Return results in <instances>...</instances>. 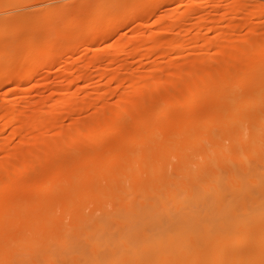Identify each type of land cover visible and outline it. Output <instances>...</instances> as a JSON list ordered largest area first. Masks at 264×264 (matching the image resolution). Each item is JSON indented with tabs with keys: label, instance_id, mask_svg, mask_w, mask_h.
<instances>
[{
	"label": "bare ground",
	"instance_id": "bare-ground-1",
	"mask_svg": "<svg viewBox=\"0 0 264 264\" xmlns=\"http://www.w3.org/2000/svg\"><path fill=\"white\" fill-rule=\"evenodd\" d=\"M192 1H157L160 5L178 4L174 13L180 23L172 15L165 19L156 9L155 13L165 21L156 17L151 26H161L163 30L147 31L149 35L140 37L138 34L143 31L139 27L144 21L139 22V27L136 22L148 13L151 4L156 5L155 1L97 0V12L89 14L87 10L94 9L91 0V5L88 1L83 6L79 4L82 9L77 8L72 14L70 8L71 13L64 11L69 7L65 1L55 4L51 0H0V90L14 86L24 93L29 88L24 91L21 86L61 63V56L68 58L80 48L84 52L93 49L86 66L76 69L72 64L59 74V99L45 100L47 96L42 95L45 99L39 100L38 96L35 104L32 97L30 101L28 96H18L17 103V93L12 94L14 98L0 99V122L4 129L17 125L12 134L19 137L16 148L12 144L11 149H15L9 154L8 148L4 162L0 163V264H264V64H258L264 57V33L258 35L259 26L249 35L248 43H232L233 33H222L221 28H228L231 33L237 28L234 20L246 16V25H251L259 18L258 13L252 10L247 14L243 0H236L224 9L228 22L225 17L211 20L217 7L208 15L209 19L204 16L209 13L192 11V6H196ZM211 4L214 7L218 2ZM198 8L195 7L197 11ZM189 9L191 12L185 14ZM36 11L39 14H34ZM209 22L215 26L206 32L212 31L214 36H202V31H198ZM178 23L181 31L192 28L197 33L185 37L189 34L186 31L184 36L177 33L167 38L169 31L164 29L171 31ZM132 24L140 32L130 36L133 38L126 35L129 41L120 35L117 42L124 38L125 41L113 53L131 52L140 38L145 39L142 44L151 50L139 44L146 50L132 52L140 54L143 50L146 54L134 53L137 62L157 54L163 59L162 67L160 61H153L147 71L145 63L139 64L132 83V76L121 78L125 65L120 64V74L113 69L111 73L108 67L113 65V58L109 60L107 69L102 68L103 72L110 70L109 80L118 88L125 83L124 78L133 84L132 95L127 92V96H117L118 101L125 100L123 105L128 102L129 106L127 103L121 107L120 102L119 107L104 108L106 91H102L99 99H94L95 105L103 106L102 114L96 119L94 114L95 120L87 119L90 124L85 121L88 126L84 128L83 124L82 132L77 126L80 134L76 132L70 137L68 132L67 136V130H62L64 126H57L61 119H56L57 115L66 108L65 116L70 120L93 100L85 97L77 101V91L72 87L77 83L73 82L84 80L87 67L104 59L97 48L104 39L110 40L114 30ZM252 35H256L254 40ZM108 37L111 38L107 40ZM226 40H230V46ZM221 41L228 46L223 47L227 50L223 51ZM250 42L253 48L248 45ZM185 45L189 52L197 48L201 54L195 50L199 57L173 66L180 55L185 58ZM210 49L217 54L210 57ZM139 109L140 113H135ZM169 110L173 115L164 120L161 114ZM133 112L137 117L133 115L130 123L125 120L128 124L121 123L120 117ZM43 116H47L46 120ZM25 119L28 123L18 127V122ZM56 126L61 127L60 132L47 140L44 133ZM94 129H98L97 133ZM116 133H122V140L118 137L110 143L103 142L106 134ZM12 134L10 131L8 136ZM27 136L35 141L30 144L32 150L22 142ZM78 136L85 138L84 145L97 146L87 150L80 141L81 145L76 147ZM6 147L1 137L0 152ZM71 149L73 156L57 158L58 153ZM38 166L43 169L40 171Z\"/></svg>",
	"mask_w": 264,
	"mask_h": 264
},
{
	"label": "rangeland",
	"instance_id": "rangeland-1",
	"mask_svg": "<svg viewBox=\"0 0 264 264\" xmlns=\"http://www.w3.org/2000/svg\"><path fill=\"white\" fill-rule=\"evenodd\" d=\"M32 2H33V0H31ZM57 1H58V4H59V2H60V4H62L61 2L63 1H65L66 2V4H65V6L67 5V6H69L68 8H66V10H64L65 12L66 11H69V8H70V10L72 11V14H74V13H76L77 12V8H79L78 9V11H80V8H81V6H83V4H86V3H84V2H87V3H89L90 2V5H91V0H51V3L53 2V3H57ZM95 1L97 2V0H92V2H94V3H92V8L95 6L94 4H95ZM112 1H114V0H112ZM153 1H155V4L157 5H154V7L152 8L151 6H153L152 4H151V6H149L150 7V12H152V13H150L149 12V10H147L148 11V13H145L144 15H143V17H141V21L139 20L138 22H136V23H138V27H139V22H143V23H140V24H142V26L141 27H139L140 28V30H141V32L143 31V33H139L140 32V30L139 29H137V27H136V25H134V24H136V23H134V24H132L131 26H129V27H119V28H117L116 30H114V32H112L111 34H110V36L112 37H108L107 38V40L108 39H110V40H108V41H105V39L101 42V44L100 45H98L97 46V48H98V50L100 49V52L103 54V56L105 55V57H103L102 56V58H104V59H102V60H105L104 62H102L101 63V59H100V61L98 62L99 64L101 63V65H99V64H95V65H89L88 67H87V69H86V72H88V73H86L85 74V77H84V80L83 79H81V80H78V79H76V78H74V75H75V77H76V73L74 74V72H73V74L74 75H72L73 77V80L74 79H76V80H78L77 82H76V80L73 82L74 84H76V86L75 85H72V87H73V91H77V92H79V93H77L76 91V94H78V96L76 97V96H74L75 98H76V100L78 101V100H81V101H83L84 99H93L92 101H90L89 103L90 104H86V105H89V107L87 108L86 107V109H85V107H83L84 108V110L83 111H79L80 113H78V114H75L74 116H72V119L70 118V120H68V117H66L65 116V114L67 113V109L66 108H64V109H62L61 110V114L59 115H57V117H56V119L57 118H59L60 119V116H61V119H60V121L59 122H57V126H61V127H63V129L62 130H64V131H66L65 133H66V135H67V133L69 132V136L70 137H74V134H76V132H78L79 134H80V132H79V128L77 127V126H80V129H81V132L83 131V129L81 128V126L85 123V121H87V123H89L88 122V120H89V118H92L93 120H95L97 117H99L100 116V114H102V111H104V109H102L103 108V106L101 107V105H100V103L99 104H97V101H96V104L97 105H95V101H94V99H96V98H98L99 99V95L101 94L100 92H102V91H106V93L104 94L105 95V99H104V101H103V105H106L104 108H108V107H116V105L118 106V104L121 102V104H119V105H121V107L122 106H124L125 105V107H126V104L128 103V102H126V104H124L123 105V103L125 102V100H124V102L123 101H118V98H117V96L119 95V94H123V95H125V96H127V92H128V96L129 95H132L134 92H135V89L133 88V82L135 81V79H136V73H138L137 71H139L138 70V68H137V66L139 65V64H141L140 66H142V63H145V69L147 70V68L146 67H148V69L150 68L149 66L152 64V62L153 61H155L154 63L155 64H157L156 63V61H158V63H159V61H160V65H161V59L159 58V55H157V54H152V52H150L149 50H148V54L150 53V54H152L151 56V58L149 57V59H146V60H144L145 58H147V57H145L143 60H141L140 62L141 63H139V60H138V62H137V59H138V57L137 56H135L134 55V53L135 54H138V55H141V53H144L143 55H145L146 53L144 52L146 49H144V48H141V46L143 45L142 43H144V40L145 39H143V40H140L139 39V43H136V45H135V48L134 49H131V52H132V50H136V49H144V51L143 50H141V52H140V54H139V51H138V53H136V52H130L129 50L127 51V50H124L122 53H119V52H114L113 53V50L116 48V47H119V45L121 46V44L123 43L122 41H125V38H126V40L128 39V41H129V39L130 38H133V37H130V36H134V35H136V33L138 32L139 34H138V36H143L144 34L145 35H149V32L147 33V31H150V32H152L151 30H154V29H156V27H154L153 28V26H151L153 23L152 22H154V20H156V19H158L159 17H161L162 18V16H159L160 14H162L164 17L166 16H174L175 17V19L176 20H178V22L180 21V19L178 18L177 19V15L175 14L177 11H176V9H177V6H178V4H176V3H170V4H162V5H160L157 1H160V0H152V2ZM211 1H213V0H194V1H192V3L194 4V2H195V4L194 5H196L195 7H199L198 9V11H197V9H195V7L194 6H192L193 7V10L192 9H189V11H187L185 14H187L188 12H191L190 10H192V11H194V12H196V13H199V11H200V13L201 14H205V12L206 13H209V14H207V16H206V14L204 15L206 18L208 17L209 18V16L208 15H210V14H212L213 12H214V8H216L215 9V12L216 13H214V15H215V18H213L214 16H210V17H212V19L211 20H216V18H218L217 20H220L219 18L221 17L222 19L225 17V19H227V17H229V16H224V14H225V10H226V8L225 7H227L229 4L228 3H231L230 1H234V2H237L238 1V3H240L241 2V0H215V1H213V2H215V3H217L218 2V4H215V5H217V6H214V7H212L213 6V4H211V3H213V2H211ZM240 1V2H239ZM244 1H246V2H244ZM31 2V3H32ZM110 2H111V0H110ZM154 3V2H153ZM241 3H244V5L247 7H245L246 9V11H247V14H248V11H249V13H251L252 12V10L255 12L256 11V13H258V16H259V18H257V19H254L253 20V23L251 24V25H246V20H247V18H248V16H246L247 18L245 19H240V17H237L234 21L236 22L237 21V23H235V26L237 27L236 28V30H234L233 32H231V33H229L230 32V30H226V29H228V28H221V32L223 33L224 31L227 33V31H229L228 32V35H230V36H232V33H233V38H231L230 36V40H231V42L232 43H234V41L237 43V41H239V40H242L241 41V43L242 42H246V43H248V38H249V35L250 34H254V32L256 31V29H257V27H259V26H261L259 29H261V30H263L264 29V0H243V2H241ZM79 4L81 5V6H79ZM112 4H113V2H112ZM111 4V5H112ZM228 4V5H227ZM89 5V4H88ZM159 5V6H158ZM164 5V6H163ZM162 6V7H161ZM88 7H90V6H87V8ZM111 7V6H110ZM160 7V8H159ZM191 7V8H192ZM202 8V10H204V11H202V10H200ZM29 9V8H28ZM27 9V10H28ZM75 9V10H74ZM82 9V8H81ZM95 9V11H93ZM94 9H88L87 10V13H89V14H93V13H91V11L92 12H97V10H96V7H94ZM157 9V12L155 11ZM195 9V10H194ZM225 9V10H224ZM75 12H74V11ZM152 10H154V12L152 11ZM206 10V11H205ZM29 11H31V9L29 10ZM82 11V10H81ZM84 12L86 11L85 9L83 10ZM213 11V12H212ZM28 12V11H27ZM39 11H36L34 14H36L37 15V13H38ZM158 13V14H156V13ZM175 12V13H174ZM29 13V12H28ZM33 13V12H32ZM69 13H71L70 11H69ZM94 13V14H95ZM39 14V13H38ZM149 14V15H148ZM182 15V16H186V15ZM195 14V13H194ZM262 14V15H261ZM155 17H154V16ZM223 16V17H222ZM147 17V19H145ZM154 17V18H153ZM157 17V18H156ZM164 17L161 19V20H164ZM165 17V19H168V18H166ZM191 17V16H190ZM192 17H194V16H192ZM191 17V18H192ZM142 18H144L143 20H142ZM156 18V19H155ZM188 18V17H187ZM187 18H185L184 17V19H187ZM191 18H189V20L191 19ZM181 19H183V17L181 18ZM210 19V18H209ZM224 19V21L225 22H228L229 21V18L227 19V20H225ZM193 20V19H192ZM191 20V21H192ZM165 21V20H164ZM190 21V22H191ZM152 23V24H151ZM180 23V22H179ZM178 23V27L177 28H175L174 29V27L172 28V29H174V31H172V29H171V31L170 30H167V29H164V31L166 32V31H169V32H167L166 34H167V38H171L172 36H175L177 33H179L178 35H181V36H184V35H182V33H186V31H189V32H187V33H189L187 36L185 35V37H188V36H190L191 37V35L192 36H194L197 32H195V31H197L196 29H193L192 30V28H188L186 31L185 30H182L181 31V29L182 28H180L181 26H180V24ZM183 23V22H182ZM186 23V22H185ZM187 23H189V22H187ZM186 23V24H187ZM204 24H206V23H204ZM202 25V27L199 29V31L198 32H200L201 33V31H202V33H201V35L202 36H204L205 34L208 36V37H213L214 35H213V33H211L210 31H208V32H206V30L207 29H212L214 26H215V23H208L207 24V27L205 26V25ZM211 24H214V25H211ZM237 24V25H236ZM45 25V24H44ZM154 25V24H153ZM209 25H211V28L209 27ZM46 26V25H45ZM180 26V27H179ZM159 27V28H158ZM204 27H206V28H204ZM253 27H255V28H253ZM43 28V27H42ZM157 28L158 29H156L155 31H156V33L158 32V31H161V29L163 30V28L161 27V26H157ZM203 28V30H201ZM252 28H253V30H252ZM263 28V29H262ZM222 29H224L223 31H222ZM139 30V31H138ZM158 30V31H157ZM180 30V31H179ZM250 30H252V31H250ZM261 30H259V31H256L257 33L258 32H260V33H258V35H260L261 33H264V30L263 31H261ZM117 31V32H116ZM135 31V32H134ZM146 31V32H145ZM155 31H153L154 33H155ZM179 31V32H178ZM145 32V33H144ZM152 32V33H153ZM251 32H253V33H251ZM116 33V34H115ZM164 33V32H163ZM186 33V34H187ZM203 33H204V35H203ZM235 33V34H234ZM257 33H256V35H257ZM165 34V33H164ZM225 34V33H224ZM120 35H122L123 37H125L126 35L127 36H129L128 38L127 37H125L124 38V40L122 39L121 40V42H117V40H120L121 38H120ZM144 35V36H145ZM161 35V34H160ZM256 35H252L253 37V40L255 39L254 37L256 36ZM143 36V37H144ZM262 36H264V34L262 35ZM147 37V36H146ZM164 37L166 38V36L164 35ZM163 37V38H164ZM259 37V36H258ZM120 38V39H119ZM166 38V39H167ZM240 38V39H239ZM241 38H243V39H245V38H247L246 40H243V39H241ZM257 38V37H256ZM251 39V38H250ZM229 40V41H230ZM237 40V41H236ZM252 40V39H251ZM252 40V41H253ZM128 41H126V42H128ZM142 41V42H141ZM229 41L227 42V40L226 41H224L225 43L227 42V45H228V43H229ZM250 41V40H249ZM130 42H131V40H130ZM224 42H219V45H221V43L223 44V45H221L222 46V48L223 47H225V48H228V46L226 47V46H224L225 44H224ZM120 43V44H119ZM239 43H240V41H239ZM241 43L239 44V45H241ZM254 43V42H253ZM124 44H125V42H124ZM128 44V43H127ZM139 44H141V46L139 45ZM230 44L231 43H229V46H230ZM238 44V43H237ZM243 44V43H242ZM137 45H139V47L137 46ZM238 45V46H239ZM245 46H246V44H244ZM251 48H253V45L254 44H251V42L248 44ZM248 45L246 46L247 48H248ZM142 47H146V48H148V49H150L149 47L150 46H142ZM187 45H185V46H183V48H186V50H188V51H185V49H183L182 51H183V57H185V58H182V56H181V58H180V56H179V59L177 60V58H176V60H177V64L175 63L176 62V60L174 61V64H173V66H180L181 64H185L184 63V61H192V60H194L195 58H197V56L199 57V54H201V53H199V51L197 50V48L195 49L196 50V52L197 53H199V54H197L196 52H195V50H193L192 52H189V50L190 49H187ZM249 47V48H250ZM90 48V47H89ZM192 48V47H191ZM195 47H193L192 49H194ZM225 48H223V51H225V50H227V49H225ZM86 49V51L87 50H89L88 49V47L87 48H85ZM153 49V48H152ZM214 49V48H213ZM213 49L211 50L210 49V51H207V53H209V56L211 57V55H214L215 53L217 54V52L216 51H213ZM225 49V50H224ZM151 50V49H150ZM215 50V49H214ZM78 51V50H77ZM91 52L93 53V49H92V51L91 50H89V52L87 51V52H84V51H82V48H80L79 49V51L76 53H74V54H72L71 56H68V58L67 57H60V60H61V63H57L56 65H55V67L54 66H52V67H50L49 68V70H47L46 71V73H40L39 74V76H37V78L35 79V80H33V81H30V83L29 82H27L26 84H24V85H22L21 86V89L22 90H24L25 91V88H26V90L29 88L30 89V91L28 92V90L26 91V92H24V93H27L28 95H26V94H24V93H22L23 91H21V90H19V89H14L15 87L14 86H8V87H4L3 89H1L0 90V99L1 98H5V97H13L14 98V96L12 95V94H15V93H17L16 95V98H17V101H16V99H14L17 103H18V101H20V98H22L21 96H23V99H24V97L27 99V96L29 97V99L32 97L33 98V101H34V103L36 104L37 102H35V100L38 98V96L40 97V98H38L39 100L40 99H45L44 97H46V99L45 100H50L49 98H51V99H54V100H57V99H59L60 98V93H62L61 91L62 90H58V86H57V88H56V81L58 80V77L59 78H62V75L61 76H59V74L61 73V72H63L64 70H66V69H64L65 67L67 68V67H70V66H72V64H73V66H74V64H75V66H74V68H76V67H78V68H76V69H80V67H82V65H84V66H86V63H89L90 62V60H91ZM112 52V53H111ZM187 52V53H186ZM193 52L195 53V54H197L196 56H195V54H193ZM105 53V54H104ZM154 53V52H153ZM188 53H191V54H193V55H189L190 56V58H189V56L187 55ZM228 53V52H227ZM147 54V55H148ZM187 56V58H186V56ZM84 56H89V57H84ZM93 56V55H92ZM157 56V57H156ZM154 57V58H153ZM218 57H219V55H218ZM65 58L67 59V60H65ZM89 58V60H87ZM113 58V59H112ZM114 58H116V59H114ZM155 58H159L158 60L157 59H155ZM193 58V59H192ZM216 58V57H215ZM262 58V57H261ZM260 58V59H261ZM83 61H82V60ZM86 59V60H85ZM107 59V60H106ZM112 59V61L111 62H113L112 64L113 65H111V66H113L112 68H111V66L109 65V67H108V63L109 64H111V62H108L109 60H111ZM151 59V60H150ZM155 59V60H154ZM59 60V61H60ZM63 60H65V61H63ZM114 60V61H113ZM120 60V62L119 63H117V64H119V66H116L114 63L117 61H119ZM122 60V61H121ZM163 60V59H162ZM263 60H264V57H263ZM263 60H259L258 61V64L259 65H262V64H264V61ZM68 62V66H66L65 65V63L64 62ZM70 62V63H69ZM72 62V63H71ZM163 62V61H162ZM260 62H261V64H260ZM64 63V64H63ZM120 64H124L125 66H124V69H122V71H124L125 69V71L124 72H122V71H120L121 70V68L123 67V65H122V67L120 68ZM163 64V63H162ZM179 64V65H178ZM97 65H99V66H101V67H99V68H104V69H107V67L111 70V73H115V74H117V73H119L120 75H121V78H123V77H125L126 79H127V77L128 76H132L131 78H133V79H131L130 77V80L132 81V83H131V81L130 80H127V81H130V82H127L126 81V79L124 80V79H122L123 81H125V83L123 84V86L121 87V88H118V86H117V84L115 83V82H113L112 83V81H110L109 80V74H107V73H110V70L108 71L107 70V72H106V70L103 72V69H102V71H99V68H98V71L101 73V75L98 73V71H97ZM105 65H107V67L105 66ZM154 65V64H153ZM153 65H151V66H153ZM72 66V67H73ZM92 68H91V67ZM95 66V67H94ZM105 66V67H104ZM114 66H115V68H114ZM140 66H138V67H140ZM165 66V65H164ZM89 67H90V69H89ZM126 67V68H125ZM132 69H131V68ZM161 67H162V65H161ZM168 67V66H167ZM171 66H169V68H170ZM118 68V70H116ZM120 68V69H119ZM130 70H129V69ZM137 68V69H136ZM95 69V70H94ZM112 69H113V72H112ZM165 69H167L166 67H165ZM115 70V71H114ZM130 71V75H128L127 73ZM132 70H134V74L132 73ZM96 71V72H95ZM119 71V72H118ZM148 71V70H147ZM103 72V73H102ZM117 72V73H116ZM125 72H127V73H125ZM72 73V72H71ZM110 73V74H111ZM123 73H125V74H123ZM97 74H99L100 76H102V77H100L99 75H97ZM103 74V75H102ZM87 75V76H86ZM106 75V76H105ZM123 75V76H122ZM134 75V76H133ZM147 75H148V73H147ZM87 77V78H86ZM85 78H86V80H85ZM108 79V80H107ZM62 80V79H61ZM72 80V79H71ZM72 80V81H73ZM134 80V81H133ZM81 81V82H80ZM108 81H110V82H108ZM135 83V82H134ZM132 85V87H131V85ZM47 86V87H46ZM45 87L46 88H48V89H45ZM61 89V88H60ZM134 89V90H133ZM141 89V88H140ZM139 88H138V90H140ZM54 90V91H53ZM97 90H99L98 92H97ZM131 90H133V91H131ZM16 91H18L19 93H20V95H19V93L18 92H16ZM103 92V93H104ZM122 92V93H121ZM123 92H126V93H123ZM129 92H131V93H129ZM102 93V94H103ZM21 94H23V95H21ZM25 95V96H24ZM44 97H43V96ZM18 96H20V98H19V100H18ZM99 96V97H98ZM86 97V98H85ZM123 97V96H122ZM75 98L73 99V100H75ZM125 98V97H124ZM37 99V100H38ZM83 99V100H82ZM22 100V99H21ZM75 100V101H76ZM97 100V99H96ZM136 100V99H135ZM139 99H137V101H138ZM23 101V100H22ZM30 101H32V99H30ZM137 101H135L136 102V105L138 104L137 103ZM27 102H29L28 100H27ZM33 103V104H34ZM45 103V102H44ZM43 103V104H44ZM93 103H94V105H93ZM27 104H29L30 105V107L31 106H35V104L34 105H31L30 103H27ZM42 104V103H41ZM85 105V106H86ZM90 105H91V107H90ZM98 105H100V106H98ZM132 107L135 105L134 103H132V104H130ZM28 106V105H27ZM38 106L40 107V105L38 104ZM94 106V107H93ZM128 106H129V103H128ZM29 107V106H28ZM97 107V108H96ZM119 107V106H118ZM120 107V108H121ZM82 108V109H83ZM124 108V107H123ZM98 109H100V110H98ZM102 109V110H101ZM110 109V108H109ZM173 110V109H172ZM65 111H66V113H65ZM137 112H135V113H140V109L139 110H136ZM171 110H169V111H167V112H165V113H163V114H161L162 115V118L164 119V120H170L171 119V116L173 115L171 112H170ZM174 111H175V109H174ZM174 111H172L173 113H174ZM100 112V113H99ZM96 113H97V115H96ZM99 113V114H98ZM134 112H133V114H130V115H127V116H123V119H124V121L126 120V121H128V123H130V121L132 120V118H135V117H137V115L135 114ZM64 114V115H63ZM95 114V116H94V118H93V115ZM172 114V115H171ZM133 115H135V117H133ZM171 115V116H170ZM59 116V117H58ZM44 117V119L46 120V117L45 116H43ZM43 117L41 118V120H43ZM170 117V118H169ZM24 119V118H23ZM58 119V120H59ZM88 119V120H87ZM117 119V118H116ZM123 119H121V117H120V120H121V123H124V124H128V123H126V121L125 122H122V120ZM91 120V119H90ZM27 120L25 119V120H20L19 122H18V127H20V125H24L25 123L27 124L28 123V121L26 122ZM4 122V121H3ZM23 124H22V123ZM42 122H44V121H42ZM92 122V121H91ZM1 124H0V130H2V132L3 133H1V131H0V135H1V137L2 138H4V140L6 141V143H7V147L5 148V150H4V152H0L1 154H0V163H3L4 162V158H5V154H7L6 152L8 151V148H9V150L10 151H8V153L10 154V153H12L11 152V150L12 149H15L16 148V143L18 144V141H19V137L17 138V136L15 137L12 133L15 131V130H12L14 127H17V125L15 126V125H13V126H11L9 129H4L3 128V126H4V124L2 123V121L0 122ZM59 123V124H58ZM2 124H3V126H2ZM25 124V125H26ZM90 124V123H89ZM55 127V129H53V130H55V131H50V132H48V133H44V131L42 132V133H44L45 135H43V134H41V132H39L40 133V135H41V138H43L42 137V135L43 136H46L45 138H48L47 140H50L51 139V137H53L52 135H54V133L57 135V133H59L60 132V130H59V128L61 129V127ZM88 126V125H87ZM85 124H84V128H86L87 127ZM75 127H77V128H75ZM2 128V129H1ZM77 129V130H75V129ZM11 129V130H10ZM16 129V128H15ZM56 129H58V130H56ZM3 130H6V131H3ZM17 130V129H16ZM61 130V131H62ZM69 130V131H68ZM74 130V133L72 132ZM96 129H94V131H95ZM10 131H11V134L13 135V137H12V135L11 136H8V135H10ZM13 131V132H12ZM84 131H85V129H84ZM94 131H92V133L94 132ZM97 131H98V129L96 130V133H97ZM70 132H71V135H70ZM94 134V133H93ZM35 135H38L37 133L35 134ZM39 135V136H40ZM67 135V136H68ZM4 136V137H3ZM38 136V137H39ZM50 136V137H49ZM122 133L121 134H119V133H116V134H106V136H105V139L103 140V142L104 143H106V141L108 140V142L107 143H110L109 142V140H114V138H118V139H120V137H121V140H122ZM1 137H0V139H1ZM11 137H12V142H11ZM28 137H32V136H27V138L26 139H28V142H30V140H31V142L30 143H28L27 141H26V139H24V140H22V142H23V144H26V145H29L28 146V148H31L30 150H32V149H34V148H32V143L33 142H35L34 141V139H29ZM80 137V138H79ZM6 138H7V140H6ZM14 138H16V139H14ZM50 138V139H49ZM69 138V137H68ZM78 138H79V144H78V142H77V144H76V147H78L79 145H81V143L84 145V143L83 142H85V138L83 139V137L82 136H78ZM8 139H10V140H8ZM40 139V138H39ZM84 140V141H83ZM106 140V141H105ZM112 140H111V142H112ZM117 140V139H116ZM7 141H9V142H7ZM33 141V142H32ZM41 141V140H40ZM44 141V140H43ZM46 141V140H45ZM77 141H78V139H77ZM80 141H81V143H80ZM115 141V140H114ZM87 142V141H86ZM8 143H9V145H8ZM95 143V142H94ZM12 144H15V148L14 147H12V149H11V145ZM31 144V145H30ZM89 144H92L93 145V143L91 142V143H89L88 142V145ZM96 144V143H95ZM94 144V145H95ZM19 145H21L20 143H19ZM25 145V146H26ZM83 145H82V147H83ZM85 145L87 146V144L85 143ZM84 145V147H86ZM92 146L93 147V149L97 146V144L95 145V146ZM13 146V145H12ZM31 146V147H30ZM17 147H20V146H17ZM35 148H36V146H34ZM83 147V148H84ZM89 147H91V145L90 146H87V150H88V148ZM91 147V148H92ZM21 148H22V145H21ZM26 148H27V146H26ZM81 147H79L78 148V150L80 149ZM91 148H89V149H91ZM7 150V151H6ZM26 150V149H25ZM27 150H29V149H27ZM73 149H71V150H69L68 152L66 151V153H64L63 152V154H60V153H58L56 156H57V158H58V156H60V158L61 157H65L66 155L68 156L69 154H71V152L70 151H72ZM74 150H76L75 148H74ZM73 150V151H74ZM77 150V151H78ZM81 150L82 149H80V152H81ZM6 151V152H5ZM13 151H15V150H13ZM85 151V150H84ZM84 151H83V153H84ZM3 153V154H2ZM5 153V154H4ZM73 153V152H72ZM82 153V152H81ZM8 154V155H9ZM3 155H4V157H3ZM71 156H73V154H71ZM65 158H67V157H65ZM63 159V158H62ZM2 160H3V162H2ZM42 166V165H41ZM39 167V170L40 169H43L42 167H44V165L42 166V167ZM45 168V167H44ZM32 169V168H31ZM34 169H36V167L34 168ZM41 171V170H40ZM30 173H31V171H29ZM32 172H33V170H32ZM35 172H36V170H35ZM39 172V171H38ZM37 189V188H36ZM35 189V190H36ZM35 192V191H34ZM37 192H39V193H42V192H40V191H38L37 190Z\"/></svg>",
	"mask_w": 264,
	"mask_h": 264
}]
</instances>
